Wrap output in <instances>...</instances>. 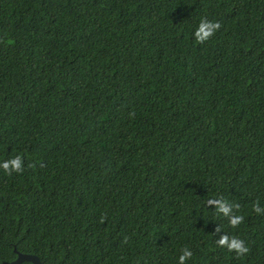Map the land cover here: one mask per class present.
<instances>
[{"label": "trees", "instance_id": "trees-1", "mask_svg": "<svg viewBox=\"0 0 264 264\" xmlns=\"http://www.w3.org/2000/svg\"><path fill=\"white\" fill-rule=\"evenodd\" d=\"M201 18L220 27L196 43ZM15 154L0 264H177L185 247L184 264H264V0H0V159Z\"/></svg>", "mask_w": 264, "mask_h": 264}, {"label": "clouds", "instance_id": "clouds-1", "mask_svg": "<svg viewBox=\"0 0 264 264\" xmlns=\"http://www.w3.org/2000/svg\"><path fill=\"white\" fill-rule=\"evenodd\" d=\"M220 27L218 21H212L206 18H201L196 23V26L192 30L191 36L194 42L201 43L207 41L215 31ZM0 169L6 173H19L23 170V160L22 156L19 154L12 155L7 159H0ZM209 203L213 204L215 210L221 215L226 216L228 224L231 227L239 225L243 216L240 214H234L232 208L238 207L235 204H230L225 200H209ZM253 211L257 214L264 212V208L259 206V204L253 205ZM219 231V229H216ZM218 246L225 248L229 252H233L235 255L240 256L248 252V247L244 240L238 236H229L226 233H222L216 240ZM192 256V252L188 248H183L181 253L177 257V264H184L185 260Z\"/></svg>", "mask_w": 264, "mask_h": 264}, {"label": "water", "instance_id": "water-1", "mask_svg": "<svg viewBox=\"0 0 264 264\" xmlns=\"http://www.w3.org/2000/svg\"><path fill=\"white\" fill-rule=\"evenodd\" d=\"M16 258L9 262L4 264H21L23 262H29L31 264H41L39 258L35 255L31 254H23V253H16Z\"/></svg>", "mask_w": 264, "mask_h": 264}]
</instances>
